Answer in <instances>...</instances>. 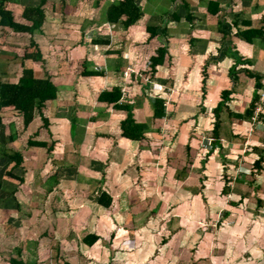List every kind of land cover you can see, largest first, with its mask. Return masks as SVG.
Listing matches in <instances>:
<instances>
[{
	"label": "crops",
	"instance_id": "crops-1",
	"mask_svg": "<svg viewBox=\"0 0 264 264\" xmlns=\"http://www.w3.org/2000/svg\"><path fill=\"white\" fill-rule=\"evenodd\" d=\"M123 1L51 0L45 23H55L56 31L47 27L52 31L49 50L38 40L44 57L40 67L47 72L44 75H55L58 93L41 111L47 127L37 114L26 130H31L35 142L46 143V148L36 149L46 150L47 157L57 161L55 190L76 191L85 182L101 186L108 175L112 182L108 183L115 188L116 183H130V199H134L130 248H117L111 233L108 246L112 249L98 252L118 249L116 257L98 254L92 246L86 252H94L99 264L252 260L264 264V128L258 117L264 113L262 95L255 117L247 123L233 120L224 111L220 135L213 138L218 123L214 110L223 91L233 92L227 103L230 111L243 114L255 87L247 71L264 75V36L254 35L252 41L243 37L251 29H260L264 35V0H133L142 16L127 27L125 16L116 23L107 19L110 7ZM62 11L66 17L60 18L57 13ZM148 27L156 35L152 37ZM52 45L63 48L49 54ZM162 46L166 48L163 62L152 72L151 59ZM60 58L63 69L57 63ZM235 72L239 79L233 76ZM114 91L119 95L116 104L111 102ZM156 98L170 101L164 104L166 114L161 120L153 117ZM127 108L134 122L144 127L141 141L121 135L120 122L127 117ZM3 123L1 138L20 141L17 119L8 115ZM102 154L107 157L105 170L100 179L93 180L96 168L102 166ZM126 172L130 181L122 176ZM54 196L58 203H65L60 195ZM77 197V203H82ZM140 220H146L145 224L139 225ZM51 232L44 233L55 235V230ZM60 244L50 250L43 246L41 258L27 247L19 249L24 264H48L51 250L61 254L58 264H92L84 254L81 259L74 257L79 262H72L70 252L77 251Z\"/></svg>",
	"mask_w": 264,
	"mask_h": 264
},
{
	"label": "rangeland",
	"instance_id": "rangeland-1",
	"mask_svg": "<svg viewBox=\"0 0 264 264\" xmlns=\"http://www.w3.org/2000/svg\"><path fill=\"white\" fill-rule=\"evenodd\" d=\"M51 3V0H48L46 5L47 10H50ZM56 11L59 12L58 9ZM57 15L60 18L66 17L63 11L61 14L57 13ZM44 25H46L44 33L42 36L37 35V39L41 41V43H45L44 48L48 51L50 45L48 41L51 40L49 35H52V31L48 30L47 27L56 31V24L49 21L48 24L45 23ZM8 37L17 45L29 44L31 42L30 38L15 34L10 29ZM75 37L77 36L75 35ZM51 47L53 50L49 54H57L58 49H55L57 47L60 48V50L63 48V46L53 45ZM61 60L62 58L57 60L60 66L62 64ZM30 64H33V62H30ZM33 65L35 66L34 68H36V77L45 78L44 74L47 72L41 69L40 63ZM60 69H63V65ZM5 72L7 76H4V81L19 82L23 76V68L20 64L10 65L5 69ZM126 73L129 77L130 68L126 70L125 74ZM233 76L239 79L237 72H235ZM233 76L231 75V79L234 78ZM126 79L128 80V78ZM52 82L56 83L57 81L52 78ZM187 83L188 81H186L184 85H187ZM189 84L192 85V82H189ZM59 89L63 90L64 87L60 84ZM171 92L174 94L175 90L172 89ZM166 95L169 96V94L166 93L165 97ZM164 100L166 101L168 99L165 98ZM262 101L264 102V93L262 94ZM169 103L170 101H167V103L164 104L168 105ZM261 123L264 128V122ZM17 126L19 127L18 134L20 139L18 142H10L6 139L3 141L1 135L2 133L4 134V129L0 127V144L7 143L6 149H10L14 152L19 151L25 158L22 163L23 171L22 168L19 167L14 169L16 166L15 162L7 160L5 157H0V181L3 183L1 192L3 198L0 200V264H8V261L10 263L9 258L16 250H13V252L6 251L12 248L27 247L31 252L35 253L36 257L41 258V248L46 246L44 244L48 243V248L50 250L55 246L61 247L60 241L63 247L77 251V253L70 252L72 256H69V259H71L72 262H79L76 261L74 257L81 259L84 254V257L90 256L92 264H99L101 260L94 252L87 253L86 247L92 246L97 252L101 249L111 250L112 248L108 246V241L112 240V237H110L111 233L115 234L114 238H116V240L114 245H116L117 248H130V203L134 201V199H130V183L126 184L127 182H124V184H126L124 186L116 183L118 188H115L108 183V181L110 183L112 182L107 175L105 183L101 186L98 182H94L91 185H89V182H85L82 184V189L76 191L59 189L63 192L62 197V192L55 190V188L58 189V183L54 177V170L58 168L56 165L57 161L48 158L47 152L44 149L37 150L36 147H28L30 139L33 142H35V140L30 135L31 130H26L24 128L22 118L17 119ZM42 135L46 134L44 133ZM37 139L42 141L40 138ZM38 158L41 160H38ZM100 159L103 160V163L102 166L99 165L96 168L97 173L92 176L94 178L93 180L100 179L105 170L104 162L107 157L102 154ZM58 172H61L60 168ZM8 173H11L16 178L12 179L11 176H8ZM128 173L129 172H126L122 175L126 177L125 181H130ZM77 179L78 175L73 178L75 181ZM98 186H100L99 189ZM100 191L113 195L110 201V207L107 209L101 208L102 206L99 207V205L97 206L96 200ZM54 194L60 195L65 203H58ZM76 196H78L77 198L79 199L82 198L83 202L77 203ZM8 201L13 204L8 205ZM6 205L8 206L6 207ZM80 210L84 211L83 215L80 214ZM98 216H101V218ZM145 221L146 220H140L137 222H140L139 225H143ZM135 226L137 225L135 224ZM52 230H55V235L53 236L44 233L48 232L53 234L51 232ZM92 232L98 234L100 237L89 246L85 243L84 237ZM255 234L257 235V232ZM185 239L188 238L186 237ZM252 242L253 241L250 243ZM117 250L118 249H116L114 253L108 254L98 252V254H108L111 257L115 255L116 257ZM67 255L65 254L64 257ZM254 256L256 257L257 253H254ZM26 257H28V255H26ZM61 257L60 253L54 255V250H51L48 257L50 262H48V264H58L56 261L59 262L58 258ZM254 262L255 260L249 263L245 261L244 263L238 262L235 264H254ZM28 264L30 263L28 262ZM37 264L46 263L39 261Z\"/></svg>",
	"mask_w": 264,
	"mask_h": 264
},
{
	"label": "trees",
	"instance_id": "trees-1",
	"mask_svg": "<svg viewBox=\"0 0 264 264\" xmlns=\"http://www.w3.org/2000/svg\"><path fill=\"white\" fill-rule=\"evenodd\" d=\"M47 3L48 0H0V127H3V120H5L8 115L16 119L22 118L25 129L29 127L37 114L42 118L44 127L48 125L41 111L48 102H52L57 98L58 86L52 82V78H54L55 75H53V77L51 75H45V78L36 77L34 68L30 66V62L40 63L41 65L44 63V57L39 51L40 44L37 35L43 34V26L48 16V11L46 9ZM215 5L217 6V15L220 12L219 4L216 3ZM122 16L126 17L123 23L127 27L129 24L132 25L137 22L142 16V12L135 5L133 0H124L119 5L110 7L107 13V19L109 22L116 23L118 18ZM9 29L15 34L30 38L31 42L29 44L17 45L14 41L9 39ZM147 30L150 31L152 37L156 35V30H151L149 27ZM245 35L246 36L243 37L249 41H252V36L254 35V37L260 35L264 36L260 29H251L246 31ZM165 54L166 48L164 46L158 48L157 56L151 59L150 69L152 72L155 71L157 65L163 62ZM2 55L3 57L1 58ZM11 64H20L23 68V76L19 82L4 81V76H7L5 69ZM247 75L255 80L254 94L248 109L243 114L230 111L227 107V103L233 92L223 91L222 101L214 110V115L218 123L216 124L215 132H213V138L214 135L217 137L220 135V120L223 112L226 110L233 120L245 121V123L255 117L254 112L259 104L264 89V75H259L249 70L247 71ZM111 95L115 96L114 100L111 102L116 104L119 95L116 91L112 92ZM105 96L107 95L102 96L101 99H105ZM114 106L116 108H121V106ZM164 108L166 107H164L163 100L156 98L153 104L154 120H161V118H164L166 114ZM127 110V117L120 122L121 135L132 142L141 141L144 127L136 124L130 109L127 108ZM258 117L259 121L264 122V113H260ZM11 140H15V138L11 137ZM6 144L7 143L0 144V157H5L7 160L15 162L16 166L14 169L19 167L24 171L22 163L25 158L23 154L19 151L14 152L10 149H6ZM32 146L41 148L47 147L44 142H33L30 139L28 147ZM49 150L50 147L47 148V151ZM8 176H11L12 179L16 178L11 173H8ZM2 189L3 183L0 181V200L3 198V196H1ZM110 201L111 197L104 192L97 198V202L103 204V207H108ZM98 238L99 235L92 232L84 237V241L90 246ZM111 241H109V244H111ZM45 245L48 246V243ZM24 263L22 250L16 248L15 254L10 259V264Z\"/></svg>",
	"mask_w": 264,
	"mask_h": 264
},
{
	"label": "built area",
	"instance_id": "built-area-1",
	"mask_svg": "<svg viewBox=\"0 0 264 264\" xmlns=\"http://www.w3.org/2000/svg\"><path fill=\"white\" fill-rule=\"evenodd\" d=\"M259 112H261V109H259ZM212 141V139H210V142Z\"/></svg>",
	"mask_w": 264,
	"mask_h": 264
}]
</instances>
